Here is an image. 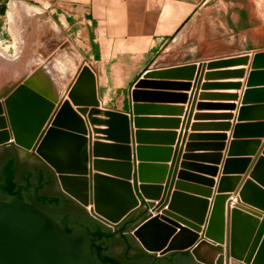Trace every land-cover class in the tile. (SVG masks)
<instances>
[{"label": "crops", "instance_id": "obj_1", "mask_svg": "<svg viewBox=\"0 0 264 264\" xmlns=\"http://www.w3.org/2000/svg\"><path fill=\"white\" fill-rule=\"evenodd\" d=\"M44 1L70 11L74 9L72 15L82 30L85 55L93 70L95 92L91 94L83 87L81 94L96 102L78 105L71 100L72 113L65 115L71 128H60L72 135L62 136L61 144L66 142L67 147L60 154L70 158L73 165L87 169L86 173L69 175L78 177L74 182L76 187L88 186L86 192L83 188L78 190L89 199L88 210L95 207L91 201L95 200L97 191L104 206L122 210L129 204L131 197L126 182L134 186L141 184L135 173L140 163L137 146L145 148L142 158L147 165L146 179L161 187L164 195L167 190L176 192L179 184L212 189V196L207 198L210 212L221 178L228 176L239 178L235 184L229 181L228 185L245 187L246 181H251L243 189L244 194L247 199L264 204V188L250 177L264 158V68L252 76L255 52L217 58L250 56L247 64L206 69L202 75L171 71L165 77L145 78L152 71L168 72L176 67L212 61L190 59L192 49L179 36L200 14L206 15V20L224 14L223 0ZM21 4L27 19L37 11L36 7L19 1L14 3L16 14ZM239 70L244 71L241 77L217 74ZM208 74L214 76L207 77ZM140 79H146L149 84L136 88ZM133 90L141 93L137 102L133 101ZM52 98L57 104L56 111L67 99ZM134 104L139 105L137 114H133ZM80 109H88L87 115ZM135 118L139 123H135ZM137 132L141 133L140 143ZM80 141L83 146L78 149ZM25 152L45 164L34 153ZM46 166L53 172L61 192L53 168ZM132 168V177L128 179ZM259 171L264 172V167ZM182 173L187 176L181 177ZM96 176L101 177V182L96 181ZM207 180H212L213 185ZM182 191L189 194L193 188L182 187ZM150 201L159 203V200ZM239 204L245 207L243 211L258 219L255 224L240 217L245 253L249 254L258 240L253 252L256 258L264 241V210L243 201ZM140 207L124 219L118 232L131 234L146 253L156 254L157 258L158 253L146 251L133 235L132 231L150 216L146 206ZM234 207V204L230 206ZM168 208L167 205L164 210ZM229 264L247 263L230 257Z\"/></svg>", "mask_w": 264, "mask_h": 264}, {"label": "water", "instance_id": "obj_2", "mask_svg": "<svg viewBox=\"0 0 264 264\" xmlns=\"http://www.w3.org/2000/svg\"><path fill=\"white\" fill-rule=\"evenodd\" d=\"M249 58L250 56L246 55L212 60L199 65H185L168 72L152 71L147 73L145 78L165 77L164 75L171 71H191L192 74L198 72L202 75L205 74L206 69L247 64ZM252 68L255 70L252 76L259 73L256 70L264 68V52L254 55ZM243 72L239 70L217 74L224 77H231L229 74H235L234 77H241ZM209 76H214V74H208L207 77ZM85 82L88 85L86 90L93 94L95 81L90 70H87V76L80 83L78 82L70 93V98L78 105L96 102L95 99L89 101L82 97L81 89ZM148 84L146 79H140L135 87L142 88ZM233 86H239V84ZM132 97L133 101L137 102L141 93L133 90ZM56 107V101L51 96L28 83H21L0 94V170L5 160L13 156L24 169L20 174L17 171V181L24 187L29 183L31 187L28 189L32 196L35 197L39 189V195L50 199L53 197H59L61 200L66 198L86 211L90 201L86 194L83 196L78 190L83 188L86 192L88 186L79 184V188L76 187L77 184L74 182L78 177L69 174L72 172L83 174L87 169L73 165L70 158L60 154L65 152L62 149L65 150L67 147L66 142L61 144L62 136H72L60 129L71 128L65 118L66 114L72 113L70 101L63 102L57 111ZM138 110L139 105L134 104L133 114H137ZM80 111L85 115L88 113V109H80ZM90 116L92 117V112ZM134 120L135 123H139V119ZM136 137L137 142L140 143L141 133L137 132ZM81 141L77 142L76 148L79 144L78 149L82 148ZM58 147H61L60 150ZM143 150L145 148L141 146L136 147V157L140 163L135 173L141 184L134 186L126 182L131 197L129 204L122 210L104 206L101 194L97 191L95 200L91 201L95 203V207H91L87 212L93 218L94 224L91 229L95 230L101 225L105 230L115 232L114 238L107 241L108 253L111 256L124 260L130 243L134 248L132 254L143 255L145 258L143 264H229L230 257L247 264L264 263V241L258 255L254 258L253 252L258 240L255 241L249 254H246V246H243L245 237L240 231L242 225L240 217L255 224L258 222L253 215L243 211L245 207L239 204L241 201L264 210L263 203L251 201L244 194L243 189L251 181L247 180L245 187L242 185L239 187L227 184L229 181L235 184L239 180L238 177L223 176L209 212L210 201L207 198L212 196V189H199L179 184L176 192L167 190L164 195L161 193V187L149 182L144 174L147 165L142 158ZM25 151L34 153L46 165L53 168L62 193L58 189L53 172L41 161L29 157ZM261 167H264V158L261 159L259 167L250 177L264 188V172L259 171ZM132 171L133 168L127 175L128 179L132 177ZM1 176L2 173H0V178ZM184 176L187 175L182 173L181 177ZM96 181L101 182V177L96 176ZM207 181L210 186L213 185L212 180ZM182 187L193 188V191L189 193L190 195L185 194ZM227 192L234 193L230 195ZM0 196L9 197L1 191ZM235 197L238 199L236 202L233 201ZM150 200H159V203ZM232 204L235 207L231 209ZM167 205L169 208L164 210ZM137 206H141V209L146 206L150 216L132 231L133 235L146 251L158 253L157 258L156 254L146 253L131 234L118 232L119 225ZM159 212L162 214L158 215ZM252 213L256 214L253 211ZM98 219L112 226L114 231L112 227L106 226ZM201 233L203 238H201ZM92 247L93 236L88 225L77 223L68 232L55 218L36 204L25 201L23 196L11 201L0 199V264H99L93 255Z\"/></svg>", "mask_w": 264, "mask_h": 264}, {"label": "rangeland", "instance_id": "obj_3", "mask_svg": "<svg viewBox=\"0 0 264 264\" xmlns=\"http://www.w3.org/2000/svg\"><path fill=\"white\" fill-rule=\"evenodd\" d=\"M19 1L37 8L23 29V17L14 9ZM223 2L224 14L207 20L200 14L179 36L192 49L190 59L264 52V0ZM71 10L44 0L0 1V94L28 83L51 97L67 98L63 102L72 100V88L93 70ZM82 87L88 88L86 82Z\"/></svg>", "mask_w": 264, "mask_h": 264}, {"label": "trees", "instance_id": "obj_4", "mask_svg": "<svg viewBox=\"0 0 264 264\" xmlns=\"http://www.w3.org/2000/svg\"><path fill=\"white\" fill-rule=\"evenodd\" d=\"M13 152V151H12ZM13 154V153H12ZM10 154V155H12ZM17 159L13 156L7 159V163L3 168V181L0 183V191L7 194L11 199L19 196L18 190L21 185L17 181V169H16ZM26 188H30L31 185L27 183ZM39 189L36 192L35 201L38 205L43 206V204H58L61 201L59 197H45L38 194ZM89 218L93 220L92 217ZM73 227L64 228L66 231L70 232ZM120 231V230H119ZM122 231V230H121ZM125 231V230H123ZM91 234L93 236V255L99 264H133L144 261L143 255H133L132 250H134L133 245L129 243L128 248L124 255V260L118 257L111 256L108 253L107 241L112 240L115 236V232L105 230L101 225L94 229H91Z\"/></svg>", "mask_w": 264, "mask_h": 264}, {"label": "flooded vegetation", "instance_id": "obj_5", "mask_svg": "<svg viewBox=\"0 0 264 264\" xmlns=\"http://www.w3.org/2000/svg\"><path fill=\"white\" fill-rule=\"evenodd\" d=\"M8 159V158H7ZM7 159L4 162V165L7 163ZM0 170V173H2V176L0 178V181L3 180V168ZM16 169L19 172L24 171L22 168V164L20 162H17ZM24 187V186H21ZM19 196L16 198H19L20 196H23L24 200L27 202H31L39 206L43 211H46L49 215H51L53 218H55L63 228L73 227L77 223H82L88 225L89 229L91 230L93 226V221L89 218V214L87 211L76 205L73 201L68 199H62L60 203L58 204H43V206L38 205L35 201V197L32 196L31 191L24 187V189L18 191ZM2 195V194H1ZM6 197V196H5ZM0 199L11 201L15 198L10 199L9 197L4 198L3 196H0ZM144 261H141L139 263H133V264H143Z\"/></svg>", "mask_w": 264, "mask_h": 264}, {"label": "bare ground", "instance_id": "obj_6", "mask_svg": "<svg viewBox=\"0 0 264 264\" xmlns=\"http://www.w3.org/2000/svg\"><path fill=\"white\" fill-rule=\"evenodd\" d=\"M18 11V13H20L19 15H21L22 17H23V21L21 22V26L22 25H25L26 23H27V17H26V12H25V9H24V6L21 4V5H19V10H17ZM18 18V17H17ZM17 22V21H16ZM22 29H23V26H22ZM20 34H22L21 32H20ZM24 36V34L22 35V37ZM21 37V36H20ZM22 42V41H21ZM61 91L60 92H56V95L58 96V95H61ZM59 98H60V96H58Z\"/></svg>", "mask_w": 264, "mask_h": 264}, {"label": "built area", "instance_id": "obj_7", "mask_svg": "<svg viewBox=\"0 0 264 264\" xmlns=\"http://www.w3.org/2000/svg\"><path fill=\"white\" fill-rule=\"evenodd\" d=\"M233 201H234V202L238 201L237 197L233 198Z\"/></svg>", "mask_w": 264, "mask_h": 264}]
</instances>
